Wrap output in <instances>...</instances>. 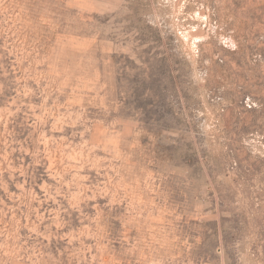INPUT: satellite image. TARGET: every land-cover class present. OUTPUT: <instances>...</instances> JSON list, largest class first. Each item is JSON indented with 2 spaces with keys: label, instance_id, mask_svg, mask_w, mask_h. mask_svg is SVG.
<instances>
[{
  "label": "rangeland",
  "instance_id": "1",
  "mask_svg": "<svg viewBox=\"0 0 264 264\" xmlns=\"http://www.w3.org/2000/svg\"><path fill=\"white\" fill-rule=\"evenodd\" d=\"M0 264H264V0H0Z\"/></svg>",
  "mask_w": 264,
  "mask_h": 264
}]
</instances>
